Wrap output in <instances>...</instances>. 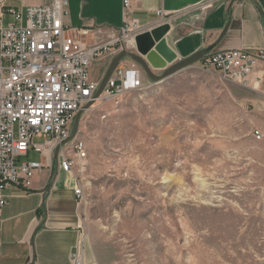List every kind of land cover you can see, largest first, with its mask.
I'll return each instance as SVG.
<instances>
[{"label": "rangeland", "instance_id": "1", "mask_svg": "<svg viewBox=\"0 0 264 264\" xmlns=\"http://www.w3.org/2000/svg\"><path fill=\"white\" fill-rule=\"evenodd\" d=\"M20 1L9 3L25 8L33 0ZM110 63H93L97 81ZM143 83L119 106L83 112L68 142L71 158L75 141L86 149L73 175L84 191L79 210L96 264H264L258 118L233 84L198 63L162 83L143 72ZM42 160L30 150L17 163Z\"/></svg>", "mask_w": 264, "mask_h": 264}, {"label": "built area", "instance_id": "2", "mask_svg": "<svg viewBox=\"0 0 264 264\" xmlns=\"http://www.w3.org/2000/svg\"><path fill=\"white\" fill-rule=\"evenodd\" d=\"M0 0V214L7 206L4 191L9 186L27 191L37 172L49 168L55 153L59 168L72 173L75 161L86 157L81 141H75L74 158L68 154V140L76 115L89 103L119 106L128 95L142 92V69L123 59L103 92L96 98L100 80L92 78L93 63L111 62L121 52H136L135 38L145 32L131 15L134 4L143 0H121L122 26L118 29L72 28L65 24L68 0L15 7ZM218 0L201 6L210 8ZM10 16L12 23L4 25ZM157 16L164 19L162 12ZM202 70H214L221 80L247 87L264 65V51L228 50L209 54L198 63ZM254 82L263 84L261 78ZM260 140L262 135L253 132ZM34 139H43L34 144ZM30 150L42 161L17 163ZM74 195L80 208L84 191L76 181ZM1 222V221H0ZM70 264H84L88 234L83 225Z\"/></svg>", "mask_w": 264, "mask_h": 264}, {"label": "crops", "instance_id": "3", "mask_svg": "<svg viewBox=\"0 0 264 264\" xmlns=\"http://www.w3.org/2000/svg\"><path fill=\"white\" fill-rule=\"evenodd\" d=\"M34 1L27 7L50 3V0ZM209 1L143 0L133 5L131 15L145 27V32L167 25L166 44L178 60L208 48H212L208 54L264 51V0H218L212 7L201 10ZM157 12H162L164 19ZM65 24L78 29H118L122 26L121 0H68ZM104 65L97 64L100 77ZM97 77L92 74L94 80ZM255 78H261L263 84L254 82ZM233 86L238 90L240 102L258 118L255 131L262 139L264 65L252 76L249 86ZM76 181L73 172H63L56 163L37 172L26 192L14 186L6 188L7 206L0 214V264H70L82 226L74 195ZM84 264H96L88 237Z\"/></svg>", "mask_w": 264, "mask_h": 264}, {"label": "water", "instance_id": "4", "mask_svg": "<svg viewBox=\"0 0 264 264\" xmlns=\"http://www.w3.org/2000/svg\"><path fill=\"white\" fill-rule=\"evenodd\" d=\"M168 31L169 27L164 25L138 35L135 38V53L123 51L111 61L104 77L101 79L96 98L101 95L108 79L111 77L118 64L125 58L130 59L139 65L149 80L154 83H162L202 61L209 55L208 52L212 49L208 48L204 51H199L186 59L178 60L176 55L166 44L165 35ZM155 71H161V74H154ZM92 105L93 103H89L76 115L73 122V133L68 142L73 140L77 134L79 121L83 112L91 109Z\"/></svg>", "mask_w": 264, "mask_h": 264}, {"label": "bare ground", "instance_id": "5", "mask_svg": "<svg viewBox=\"0 0 264 264\" xmlns=\"http://www.w3.org/2000/svg\"><path fill=\"white\" fill-rule=\"evenodd\" d=\"M97 106V105H96Z\"/></svg>", "mask_w": 264, "mask_h": 264}]
</instances>
